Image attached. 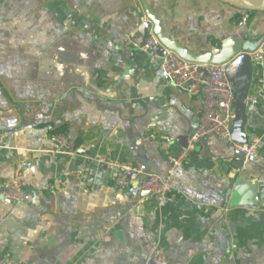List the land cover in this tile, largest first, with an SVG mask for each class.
Instances as JSON below:
<instances>
[{
    "label": "crops",
    "instance_id": "crops-1",
    "mask_svg": "<svg viewBox=\"0 0 264 264\" xmlns=\"http://www.w3.org/2000/svg\"><path fill=\"white\" fill-rule=\"evenodd\" d=\"M145 8L194 54L264 34V13L218 0H0V264H264V201L224 202L234 149L215 137L191 149L200 96L157 77L161 59L122 41H142L135 11L145 21ZM249 96L245 132L264 160V66L253 64ZM187 142L174 200L140 180L115 190L117 164L165 177ZM80 165L87 192L68 175ZM16 169L26 204L2 196Z\"/></svg>",
    "mask_w": 264,
    "mask_h": 264
},
{
    "label": "built area",
    "instance_id": "built-area-1",
    "mask_svg": "<svg viewBox=\"0 0 264 264\" xmlns=\"http://www.w3.org/2000/svg\"><path fill=\"white\" fill-rule=\"evenodd\" d=\"M122 41L143 52H149L154 47L161 46L154 35H149L144 41V45L129 35L123 36ZM248 56L252 64L264 66V42ZM227 65L228 63L220 65L192 63L168 50H165L164 56L161 58V67L167 78L166 82L191 96L199 95L201 99L199 124L190 137V148L192 149L196 144L209 137H215L230 144L235 151L241 153L244 161L253 160L264 164L255 144L239 145L231 141V126L235 118L233 108L235 90L226 75ZM200 70L205 72L203 79ZM256 103L257 100L254 97L248 96V106H254ZM50 139L58 146L60 152L67 150V141L64 136L52 135ZM187 153L188 150L181 152L172 161L170 171L165 177L148 174L144 167L132 163L117 164L113 179L114 188L117 192L122 193L132 183L140 180L141 187L159 201H172L175 199L172 188L173 171L180 166ZM68 175L76 177L83 186V191L87 192L84 186L90 177L82 165L78 166L75 171L69 172ZM23 186V172L21 169H16L2 191L3 198L12 204H26L29 201V196L23 191Z\"/></svg>",
    "mask_w": 264,
    "mask_h": 264
},
{
    "label": "water",
    "instance_id": "water-1",
    "mask_svg": "<svg viewBox=\"0 0 264 264\" xmlns=\"http://www.w3.org/2000/svg\"><path fill=\"white\" fill-rule=\"evenodd\" d=\"M218 1L247 12L264 13V0ZM135 13V27L142 37L141 45H144V41L149 36L152 27V33L161 45L151 49L149 51L150 56H157L161 59L164 56L165 50H168L177 54L181 59L192 63L213 65L228 63L226 75L235 90L233 103L235 118L231 126V141L239 145L249 144L251 139L245 132V126L248 116L247 99L252 81L253 64L248 55L264 42V34L253 36L252 33H248L240 38L230 36L220 43L217 50L203 54H194L166 37L161 31L158 21L149 14L147 8L144 9L145 18H147L145 21L142 20L143 17L139 13L136 11ZM152 71L160 79L167 80L162 71L161 64ZM200 73L203 79L205 72L200 70ZM149 101L143 100L144 103ZM187 145L188 142L182 145L184 151L187 149ZM225 161L229 163L228 165H224V170L227 174H229L231 169L236 171V174L228 178V186L224 198L225 204H228L229 201L232 203L235 201L237 206H255L260 201H264V182L251 179L250 177L253 174L248 169V167H254L264 171V164L255 163L253 160L244 161L243 155L235 150L233 155L226 158ZM148 195L151 194L148 192Z\"/></svg>",
    "mask_w": 264,
    "mask_h": 264
},
{
    "label": "trees",
    "instance_id": "trees-1",
    "mask_svg": "<svg viewBox=\"0 0 264 264\" xmlns=\"http://www.w3.org/2000/svg\"><path fill=\"white\" fill-rule=\"evenodd\" d=\"M53 133H56V131L55 132H53ZM54 135H56V134H54ZM58 135V134H57Z\"/></svg>",
    "mask_w": 264,
    "mask_h": 264
}]
</instances>
